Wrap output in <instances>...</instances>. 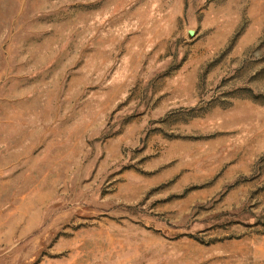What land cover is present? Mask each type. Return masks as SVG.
<instances>
[{
    "label": "rangeland",
    "instance_id": "1",
    "mask_svg": "<svg viewBox=\"0 0 264 264\" xmlns=\"http://www.w3.org/2000/svg\"><path fill=\"white\" fill-rule=\"evenodd\" d=\"M0 264H264V0H0Z\"/></svg>",
    "mask_w": 264,
    "mask_h": 264
}]
</instances>
